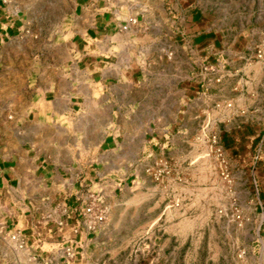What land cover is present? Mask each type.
Wrapping results in <instances>:
<instances>
[{"label": "crops", "instance_id": "1", "mask_svg": "<svg viewBox=\"0 0 264 264\" xmlns=\"http://www.w3.org/2000/svg\"><path fill=\"white\" fill-rule=\"evenodd\" d=\"M37 1L0 0V264H64L72 238V264H98L116 223L150 231L175 212L156 204L147 213L160 217L149 223L146 168L160 159L180 166L196 128L208 135L223 121V0H173L177 9L153 16L155 27L124 0H69L44 35ZM129 18L136 23L123 30ZM224 165L232 190L245 167L255 183L254 163ZM191 179V198L210 192L195 185L206 176ZM99 191L101 231L73 236L81 200ZM16 230L23 249L9 240ZM255 242L243 264H264V234Z\"/></svg>", "mask_w": 264, "mask_h": 264}, {"label": "rangeland", "instance_id": "2", "mask_svg": "<svg viewBox=\"0 0 264 264\" xmlns=\"http://www.w3.org/2000/svg\"><path fill=\"white\" fill-rule=\"evenodd\" d=\"M124 1L133 15L147 16L153 27V16L177 9L173 0ZM223 5V121L210 127L208 135L220 137L223 160L254 163L255 183L245 167L244 184L232 190L234 185L221 177V157L200 138L198 126L194 145L181 155L185 161L180 166L163 159L170 173L160 182L145 173L153 193L144 205L149 223L160 217L147 213L156 204L175 212L168 220L162 217L161 228L150 231L143 222L116 223L100 247L98 264H243L264 234L258 226L264 224V0H223ZM61 10L70 12L69 0L62 8L56 0L37 1L32 16L42 35L58 23ZM190 162L195 167L189 168ZM192 176H206L205 184L195 185L210 192L191 198Z\"/></svg>", "mask_w": 264, "mask_h": 264}, {"label": "built area", "instance_id": "3", "mask_svg": "<svg viewBox=\"0 0 264 264\" xmlns=\"http://www.w3.org/2000/svg\"><path fill=\"white\" fill-rule=\"evenodd\" d=\"M136 23L135 18H129L125 26L122 27L123 30H127L129 26ZM216 108L219 105H215ZM200 138L205 139L206 143L211 149H214L217 157H221L218 160L219 167L221 170V177L224 180H228V174L224 165L225 160L222 159V148L220 146V137L217 134L213 135H200ZM169 164L166 160L160 159L151 168H147L145 173L151 177L154 181L160 182L163 177L170 173ZM82 208L77 210L76 222L71 233L73 236H79L80 234L85 235H96L101 229L102 225L105 223L107 217V207L102 198L101 192H91L87 195L84 200H81ZM178 206V204H175ZM57 230L62 232L65 227L64 221H59L56 223ZM9 240L15 244L17 249H23L25 246V238L22 233L18 230L13 231L9 235ZM79 245V240L72 238L66 241L65 245L61 249L62 258L64 264H72L76 261L77 253L76 248Z\"/></svg>", "mask_w": 264, "mask_h": 264}]
</instances>
